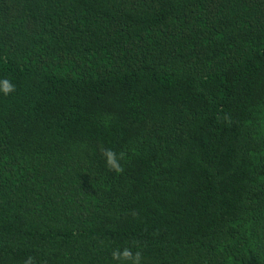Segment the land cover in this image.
<instances>
[{"label":"trees","instance_id":"1","mask_svg":"<svg viewBox=\"0 0 264 264\" xmlns=\"http://www.w3.org/2000/svg\"><path fill=\"white\" fill-rule=\"evenodd\" d=\"M126 247L264 264V0H0V264Z\"/></svg>","mask_w":264,"mask_h":264},{"label":"clouds","instance_id":"2","mask_svg":"<svg viewBox=\"0 0 264 264\" xmlns=\"http://www.w3.org/2000/svg\"><path fill=\"white\" fill-rule=\"evenodd\" d=\"M2 92L4 95H9L15 91V86L10 83L8 79L3 80ZM103 155L106 157V165L110 170L121 171V165L119 160L122 159V154L118 157V154L112 149H104ZM113 259L118 260L120 264H141L142 254L140 251H135L131 248H124L122 251L117 249L112 253ZM33 257H28L24 264H29Z\"/></svg>","mask_w":264,"mask_h":264}]
</instances>
